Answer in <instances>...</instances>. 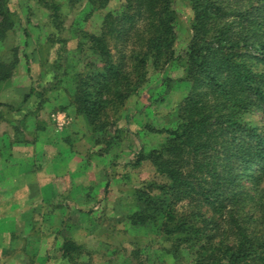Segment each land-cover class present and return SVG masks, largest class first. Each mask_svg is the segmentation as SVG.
Instances as JSON below:
<instances>
[{"label": "trees", "instance_id": "16d2710c", "mask_svg": "<svg viewBox=\"0 0 264 264\" xmlns=\"http://www.w3.org/2000/svg\"><path fill=\"white\" fill-rule=\"evenodd\" d=\"M9 1L0 0V39L14 25ZM174 1L123 0L78 41L84 55L70 103L96 144L111 145L109 117L141 88L146 68L175 61ZM187 1L193 16L180 78L187 92L172 127L152 130L166 133L164 141L131 161L149 160L163 180L135 191L130 223L159 220L177 247L192 249L194 264H264V0ZM48 6L54 16L58 5ZM81 251L68 238L58 247L67 261Z\"/></svg>", "mask_w": 264, "mask_h": 264}, {"label": "rangeland", "instance_id": "374dc122", "mask_svg": "<svg viewBox=\"0 0 264 264\" xmlns=\"http://www.w3.org/2000/svg\"><path fill=\"white\" fill-rule=\"evenodd\" d=\"M49 1L58 5L54 16ZM122 1L108 0L99 9L87 7L88 0L9 1L14 25L0 39V73L9 71L0 80V115L8 120L14 110L24 115L23 122L17 126L25 142H41L44 147V142L51 140L50 154L47 151L45 157L56 155L50 160L52 165H57L56 177L51 183L56 188L54 191L59 192L56 202L51 199L53 194L44 190L40 201L18 205L24 206L27 214L20 217L11 235L0 237V264H194L192 249L186 244L177 247L174 236L162 233L159 220L137 225L129 219L138 208L135 191L149 182L163 180L149 160L137 167L131 161L137 152H148L164 141L166 133L152 130L172 127L176 106L187 92L180 78L193 16L188 1H174L175 61L163 70H155L150 65L146 68L141 88L127 98L116 115L109 117L114 125L110 130L112 139L107 138L112 142L108 148L103 143H95L96 133L70 103L71 79L84 55L79 46L85 44L78 41H83L84 33L96 32L103 15ZM53 109H69L76 116L73 114L70 124L57 131L50 120ZM254 115L258 119L259 114ZM72 128L77 129L74 132L77 139L67 133ZM73 151L80 153V157L72 158ZM39 161L40 167L41 162H47L41 158ZM33 162L32 167L36 165ZM80 169L84 170L82 176L89 178L70 175ZM74 180L76 184L72 186ZM87 192L95 198L83 199ZM73 193L83 199L77 202L79 207L71 208L65 200ZM68 207L72 211H67ZM249 210L254 213L251 207L245 208V213ZM59 224L62 229H58ZM55 229L57 235H54ZM7 238L4 245L3 239ZM66 238L82 248L69 261L58 252L59 244Z\"/></svg>", "mask_w": 264, "mask_h": 264}, {"label": "crops", "instance_id": "0c3cea01", "mask_svg": "<svg viewBox=\"0 0 264 264\" xmlns=\"http://www.w3.org/2000/svg\"><path fill=\"white\" fill-rule=\"evenodd\" d=\"M10 104H12V102ZM52 107L55 106L52 105ZM16 111L17 110H14V112L10 113L9 120L6 119L5 115H4L5 119L1 118L0 115V237L2 235L3 236L5 235L6 237L7 234L11 235V233L16 230V227L18 226L17 225L18 220L20 219V217L24 215L23 216L24 218L26 216L27 212L23 211L24 206H22L21 208H19L18 206L20 205V203L33 204L37 201H40L42 199L41 195L44 194V190L50 192L48 194L51 195L53 194V197L51 199L54 200V202H56L57 201L56 193L59 192V191H54L56 190V188L51 183L53 182V179H55L56 177L55 173H56L57 165L55 164L52 165L50 163V160H53L52 156L54 155H51L49 158L48 156L47 158L45 157L47 151L48 154H50L49 148L50 145H52L51 140L47 139V141L44 142L45 145L49 147L45 145L44 147H42L41 142H35V144H32L31 142H25L24 139H22L21 134L18 131L19 127L17 126L18 124L23 122L24 115L18 114V112ZM71 113L72 112L69 111V109L68 111L64 109H61V111L60 110L54 111L53 109V111H51L50 120L54 124L56 130L60 128L63 129L68 124H70V122L72 121V117L74 116L73 114H75V113L73 114ZM74 132H77V129L72 128L70 131H67L68 134L70 133L72 134L71 135L72 139H77L75 138L76 135L74 134ZM75 147H73V149L77 150ZM70 149L71 148L67 150ZM70 155H72L73 158L74 156L80 157L81 154L73 151V153H70ZM54 157H56V155ZM40 158L47 160V162H43V163L41 162V167L40 165H38L40 162L39 161ZM33 160H35L36 165L32 167L31 164H34ZM83 173L84 170L82 171V169H80L70 175H73V178H77V177H80V179L89 178V177H83L82 176ZM95 174L96 173H94V175ZM70 175L68 176L67 174L69 178ZM42 179L43 182H40V180ZM74 182H76V180L73 181L72 186H75L76 183ZM46 185L49 186V189L46 188ZM34 186H36L35 191H33ZM91 198H95V196L89 192H87L86 195L83 196V199L86 200H90ZM83 199L80 198V196L76 197L75 193H73V195H70V197L66 196L65 198L66 202L69 204L71 208L73 205L79 207L77 206V202L79 201L82 202ZM43 201H47V199L43 198ZM94 201H96V199H94ZM6 202H8L7 205L4 204ZM9 203H18V204L14 205ZM55 206L57 207L56 203L53 205L54 209ZM92 207L95 208L96 205ZM66 208L67 207H65V209ZM67 211H72V210L69 208ZM57 218L60 219L61 217L58 216ZM70 228L71 230L73 229V227ZM58 229H62L61 224H59ZM57 234L58 231L57 229H55L54 235ZM3 241L5 245L8 241V238L3 239ZM1 260L0 263H2Z\"/></svg>", "mask_w": 264, "mask_h": 264}]
</instances>
